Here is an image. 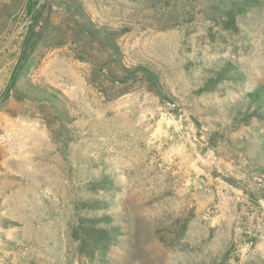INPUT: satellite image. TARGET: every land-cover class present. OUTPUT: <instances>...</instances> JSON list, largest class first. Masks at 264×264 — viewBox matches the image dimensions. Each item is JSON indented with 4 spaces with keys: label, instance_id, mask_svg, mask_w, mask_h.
<instances>
[{
    "label": "rangeland",
    "instance_id": "obj_1",
    "mask_svg": "<svg viewBox=\"0 0 264 264\" xmlns=\"http://www.w3.org/2000/svg\"><path fill=\"white\" fill-rule=\"evenodd\" d=\"M81 1L94 22L121 30L124 63L154 69L172 100L143 82L107 100L87 83L91 64L75 58L83 43L70 30L67 44L39 48L26 77L69 100L70 139L50 111L13 98L0 107V264H84L68 233L73 201L101 171L118 185V264H264V171L242 151L264 124L235 128L227 114L240 94L264 86V4L231 32L189 2L169 11ZM24 2L0 0V90L16 62ZM224 59L246 81L198 93L200 69Z\"/></svg>",
    "mask_w": 264,
    "mask_h": 264
},
{
    "label": "trees",
    "instance_id": "obj_2",
    "mask_svg": "<svg viewBox=\"0 0 264 264\" xmlns=\"http://www.w3.org/2000/svg\"><path fill=\"white\" fill-rule=\"evenodd\" d=\"M147 5L163 3L171 11L172 4L183 2L182 9L201 5L207 18L223 30L237 32L240 23L251 14H257L264 0H139ZM173 4V5H174ZM176 4V5H177ZM60 10L64 19L55 20L54 11ZM25 23L22 27L16 62L5 85L0 90V107L10 98L27 101L53 115L56 132L69 140V100L56 88L32 83L26 76L34 62V54L42 46L59 47L67 44L70 30L76 44L74 56L91 64L86 75L88 84L107 100L129 92L137 82L145 83L160 98L171 101L158 73L143 63L127 65L117 38L121 30L94 22L81 0H25ZM193 17L191 9L188 12ZM66 26V28H64ZM68 29V30H67ZM201 85L198 93L212 92L219 85H236L246 81V74L232 60H219L200 69ZM232 102L227 114L235 128L247 126L253 120L264 124V86L257 85L240 94ZM66 145V141H64ZM242 151L248 150L252 164L264 171V133L244 136ZM114 178L101 171L82 185L83 195L73 201L74 220L68 233L75 243L78 258L84 264H118L113 256L124 235L121 214L117 210ZM186 226H183L185 229ZM229 250L224 253L227 257Z\"/></svg>",
    "mask_w": 264,
    "mask_h": 264
}]
</instances>
